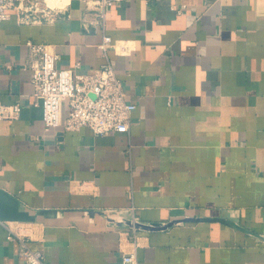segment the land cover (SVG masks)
I'll list each match as a JSON object with an SVG mask.
<instances>
[{
	"label": "crops",
	"instance_id": "crops-1",
	"mask_svg": "<svg viewBox=\"0 0 264 264\" xmlns=\"http://www.w3.org/2000/svg\"><path fill=\"white\" fill-rule=\"evenodd\" d=\"M84 13L0 21V103L22 105L0 120V264H25L9 229L46 264H264V0H121L103 27ZM27 40L77 74L110 63L128 133L63 131L67 101L45 130Z\"/></svg>",
	"mask_w": 264,
	"mask_h": 264
},
{
	"label": "built area",
	"instance_id": "built-area-1",
	"mask_svg": "<svg viewBox=\"0 0 264 264\" xmlns=\"http://www.w3.org/2000/svg\"><path fill=\"white\" fill-rule=\"evenodd\" d=\"M81 1L85 5L82 23L87 28L94 25L103 27L107 9L121 0ZM39 3L40 0H0V21L9 19L12 13L21 23L50 21L63 9L56 7L54 10L47 5L38 9ZM33 7L36 8L31 12ZM182 8L177 12L181 13ZM24 46L27 50L25 65L32 72L35 105L41 108L45 130L59 127L60 108L62 102L67 101L69 113L63 121V131L76 132L87 127L94 135L128 133L131 114L136 106L126 100L122 81L110 63L103 64L92 73L77 74L70 69L58 68V56L49 51L45 43L27 40ZM112 47L114 43L111 37L104 35L99 45L103 55ZM21 107L19 101L0 103V120L18 119ZM9 231L8 239L19 242V253L25 264H46L44 255L31 250L23 235L11 229ZM117 264H138V261L135 254L127 252L122 253Z\"/></svg>",
	"mask_w": 264,
	"mask_h": 264
},
{
	"label": "water",
	"instance_id": "water-1",
	"mask_svg": "<svg viewBox=\"0 0 264 264\" xmlns=\"http://www.w3.org/2000/svg\"><path fill=\"white\" fill-rule=\"evenodd\" d=\"M215 221H224L222 218H217ZM127 226L133 227L134 229H144V230H151V229H156V225L152 226H147L142 223H139L137 221H127L126 222Z\"/></svg>",
	"mask_w": 264,
	"mask_h": 264
},
{
	"label": "bare ground",
	"instance_id": "bare-ground-1",
	"mask_svg": "<svg viewBox=\"0 0 264 264\" xmlns=\"http://www.w3.org/2000/svg\"><path fill=\"white\" fill-rule=\"evenodd\" d=\"M70 0H44L48 7H60L64 8Z\"/></svg>",
	"mask_w": 264,
	"mask_h": 264
},
{
	"label": "rangeland",
	"instance_id": "rangeland-1",
	"mask_svg": "<svg viewBox=\"0 0 264 264\" xmlns=\"http://www.w3.org/2000/svg\"><path fill=\"white\" fill-rule=\"evenodd\" d=\"M45 5H47V4H46L45 2H43L42 0H40V3H39V5H38L37 7H38V9H39V8L42 9V8H45ZM35 8H36V7H33V9L31 10V12L34 11ZM51 8H52V7H51ZM53 9L56 10V7H54ZM38 12H39V11H38ZM38 12H36V13L38 14Z\"/></svg>",
	"mask_w": 264,
	"mask_h": 264
}]
</instances>
